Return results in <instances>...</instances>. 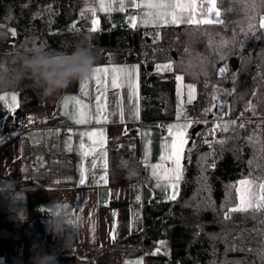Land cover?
Here are the masks:
<instances>
[{
  "label": "trees",
  "instance_id": "obj_1",
  "mask_svg": "<svg viewBox=\"0 0 264 264\" xmlns=\"http://www.w3.org/2000/svg\"><path fill=\"white\" fill-rule=\"evenodd\" d=\"M37 6H45L50 11V23H44L41 17L28 16V11ZM217 6L225 24L201 25L199 28L183 24L165 26L160 28L158 38L151 35V42H148L142 30L131 28L95 33L83 28L69 29L77 0H0V71L8 70L10 57L5 53L12 50H1L10 45L16 50L43 44L44 49L51 52H71L78 41L86 39L96 57L95 65L137 61L138 50L143 45L145 61L141 77H149L141 82L144 121L176 118L175 76L181 72L186 83L196 86V99L186 105L190 117L206 119V127L211 123L209 118L224 113H227L224 117L240 118V123H245V128L238 127L223 145L210 148L208 144L193 141L188 147L191 155L190 159H185L177 199L145 205L144 230L120 243L130 255L144 247L149 248L151 252L145 256V264H264L260 255L264 245V236L261 235L264 233V223H261L264 213H257L255 218L251 213H233L230 220H225L222 207L228 193L232 203H238L235 189L229 187L238 180L259 177L264 181V152H261L260 144L253 145L247 140L255 132L264 142V55L259 51L264 29L258 26L260 18L264 17V9L253 10L252 0H217ZM249 16L256 17L255 37L250 35L241 47V30H247ZM12 29L16 31L14 37ZM233 36L237 37L235 42ZM224 40L228 43L221 46ZM169 62L174 65L171 71L157 72L158 64ZM225 66L227 71L221 77L219 69ZM27 83L6 90L17 92L23 111L46 101L27 87ZM214 88L227 89L231 94L216 93L223 98L224 107L214 108L212 113L203 116V110L212 103L210 97ZM249 102L256 106V115L245 111ZM107 150L110 184L141 180L143 166L133 135L110 138ZM213 151L214 156L211 155ZM213 161L215 168L211 167ZM249 161H253L251 166ZM25 185L0 188V237L21 239L25 243L24 252L6 256L5 264L30 262L35 254L34 244L43 251L40 223L29 214ZM160 241H165L166 246L160 253L153 254ZM233 245L236 250H231ZM75 256L79 257L78 252ZM100 258L99 252L93 263L121 264Z\"/></svg>",
  "mask_w": 264,
  "mask_h": 264
},
{
  "label": "crops",
  "instance_id": "obj_2",
  "mask_svg": "<svg viewBox=\"0 0 264 264\" xmlns=\"http://www.w3.org/2000/svg\"><path fill=\"white\" fill-rule=\"evenodd\" d=\"M93 6L98 9L95 17L90 11H86L87 8ZM114 7L118 8L119 3H116ZM204 7H208L206 0ZM129 9H134V13H128L127 10ZM141 11V9L129 5L123 12H101L99 11V0H77L76 13L69 23V29L83 28L89 30L92 26V19L98 20L99 30H110L117 27L131 28L127 17L138 15ZM153 28V26H140L138 23L137 28L131 29L142 30L144 37L147 38L148 31H152V35H156L157 31H154ZM11 47V45L7 46L1 51L7 52ZM262 49H264V30L262 32ZM111 65L139 66V119L132 118L135 102L129 100L127 87L119 90L109 88L108 90L109 111H116V104L119 102L124 112L123 123L120 122L119 114L111 117V123L99 125L95 121L78 125L69 116L64 115L63 102L66 96L79 97L93 111L95 110L97 92L95 82L91 79L88 82L87 95L81 94L80 81L74 82L57 96L46 98L43 104L36 105L28 111L21 110L16 91L0 93V96L7 97V101L0 100V188L5 187L6 182H10L8 187H20L26 183L29 214L40 223V241L43 246L49 233L46 227L47 217L42 214L45 212L43 207L48 206L53 198L68 201L73 207V212L82 215L87 221L76 233L70 249H63L62 245L58 249L51 247L44 249V253L56 254L58 264H94V257L85 256L79 252L80 246L97 249V254L101 253L100 260L105 262L125 264L126 261L135 262L142 258V264H145L146 255L142 250L130 255L126 252L128 249L120 243L144 230V208L146 204L166 200L164 198L165 191L155 187L156 181L151 178L150 169H146L144 158L147 147L149 162L152 164L159 162L161 144L164 138L168 137L167 125L175 123L176 118L168 121H144L141 115L142 77L140 64L138 61L128 60L95 65V67H110ZM117 92L119 95H116ZM12 94L17 96L19 104L15 112L9 111L6 106V103H11ZM67 111L70 114L74 111L71 102L68 104ZM209 119H211V123L207 127L204 123L206 119H202L200 123H194L188 129L189 140L186 145V152L193 141L199 144H207L205 139L213 140L210 130L217 118ZM224 120H235L237 125L241 122L240 118L234 117H224ZM8 121H12L11 124H8ZM62 121L67 124L66 127L61 126ZM98 128L106 130L107 141L110 138L129 135L136 138L143 166V175L139 182L118 185L108 183L104 186H97L93 182L92 173L94 172L98 176L102 174V168L99 163L95 169L92 168L91 162L94 157L91 155L82 161L76 149L80 141L78 133ZM232 132L234 131L222 132L217 130L215 138L227 140ZM70 135L73 148L71 152L66 150L65 143ZM84 140L86 144L90 143L87 137ZM213 145L219 144L214 143ZM182 163L185 169V160ZM82 164L89 169L86 183L83 186L79 184V170ZM261 180L263 181V179ZM109 192H111V196H109ZM138 195L141 198L139 202L136 200ZM113 211L118 213L115 218L112 216ZM114 221L116 224L115 241L111 238ZM24 250L25 243L23 240L0 237V264H5L6 256L22 254ZM75 252H78L79 257L75 256ZM27 264H31V261Z\"/></svg>",
  "mask_w": 264,
  "mask_h": 264
},
{
  "label": "snow or ice",
  "instance_id": "obj_3",
  "mask_svg": "<svg viewBox=\"0 0 264 264\" xmlns=\"http://www.w3.org/2000/svg\"><path fill=\"white\" fill-rule=\"evenodd\" d=\"M119 3V7L115 8L114 5ZM205 0H99V11L101 12H111V11H125L127 6H132L142 11L138 15L129 16L127 20L131 28H137L138 23L140 26H153L156 28H161L165 26L172 25H189L199 28L201 25H223L225 24V19L221 18V12L217 6V0H206L208 5L207 8L204 7ZM254 10V5H252ZM97 7H89L86 11H90L95 17L97 12ZM83 15V13H82ZM256 17H248V26L245 31L242 29L243 36L239 39V44L244 47V42L249 36L255 37V29L257 25L254 23ZM98 20L92 19L90 32H98ZM259 28L264 29V17L260 18ZM75 27V25H73ZM11 35L16 36L15 29L11 30ZM156 37H159V32H157ZM258 38V37H257ZM237 40L236 36H233V42ZM155 42V41H154ZM209 42L211 43V37ZM35 45V41L33 42ZM228 41L224 40L221 42V46L226 45ZM37 48H44L41 44ZM187 51V50H186ZM221 58L223 56L221 55ZM173 63L169 62L163 65H157V72L160 71H171L173 69ZM191 66V65H190ZM227 71V66L221 67L219 69V74L221 77L225 75ZM205 74H207L205 72ZM94 80L96 85V96H95V110L85 104L79 97L76 96H66L64 98V115L69 116L75 124H89L95 121L96 124H107L111 123V117L119 114L120 122H124V112L120 103L116 104V111H109L108 105V90L109 88L114 90H119L127 87L129 90V100L134 101V108L132 112V118L139 119V66L138 65H111L110 67H94L93 74L90 78L80 81V92L82 95H87V88L89 80ZM176 95H177V106H176V122L167 125L168 137H165L161 144V155L159 157V162L152 164L149 162V150L146 147L144 164L146 169H150L151 178L156 181L155 187L162 188L165 191V198L167 200L175 201L179 196V186L184 176V161L186 158L190 159L191 149L187 150L186 156V145L188 144L189 135L188 129L193 126L194 123H200L198 119H194L188 115L186 108L187 105H191L196 99V86L195 84L189 83L185 85L183 83L184 77L182 75H176ZM235 80V76H233ZM110 81V83H109ZM207 82H205V87H207ZM187 89V100L183 99L184 89ZM234 90V89H233ZM223 91L225 94L230 95L231 92L227 89L221 90L218 88L213 89V94L210 99L212 103L209 107L203 110L202 115L207 116L209 113L213 112L214 108L224 107L223 98L218 96L216 93ZM116 95H119L117 92ZM0 100L7 101V97L0 96ZM71 102L74 107V111L70 114L68 109V104ZM9 111L15 112L16 108L19 107L17 102V96L15 94L11 95V103H6ZM245 111H251L253 115H256V106L249 102ZM243 112L241 115L243 116ZM224 113L217 117V121L214 123L210 134L213 135V140L209 141L205 139V143L211 148L214 143L223 145L226 143L225 139H216L215 133L217 130L222 132H228L229 130L235 131L236 127L245 128V123H240L237 125L235 120H224ZM207 123V121H204ZM259 128L260 126L257 125ZM80 136V141L76 151L79 152L82 161L88 156H93L94 159L91 162L92 168L95 169L98 166L102 168V174L96 175L92 173L93 182L97 186H104L109 183L108 174V152L106 149L107 145V135L104 128H98L91 131H84L78 133ZM87 137L89 142L85 143L84 138ZM250 144H260L261 152H264V142L260 141V137L254 132L251 136L247 137ZM66 143V150L73 151L71 145V135L69 136ZM150 143V141H148ZM195 147V144L192 146ZM207 155V154H206ZM211 155H215L213 151ZM253 161H249L250 166ZM260 165H257L259 167ZM212 168L216 167L215 161L211 164ZM89 173V169L85 168L83 164L79 170V184L81 186L85 185L86 179ZM251 175V174H250ZM260 178L258 177L257 180ZM257 180L253 179H242L237 182V184L229 186L235 189L238 203H232L231 194L228 193V198L222 207L224 210L225 220H230L233 213H251L252 217L255 218L257 213H264V181L257 183ZM169 189L171 190L169 192ZM111 196V192H109ZM140 196L136 197L137 202L140 201ZM83 202V200H82ZM231 204V206H228ZM118 215L117 212L113 211L112 216L115 218ZM264 223V221H261ZM115 221L113 222V231L111 233V238L113 241L116 239L115 233ZM94 230V229H93ZM264 236V233H261ZM242 239V237H241ZM166 246L165 241H160L159 246L155 249L153 254H158L161 248ZM231 250H236V246L233 245ZM261 258L264 260V245H262ZM125 264H142V258L135 262L126 261ZM227 264V262H225Z\"/></svg>",
  "mask_w": 264,
  "mask_h": 264
},
{
  "label": "clouds",
  "instance_id": "obj_4",
  "mask_svg": "<svg viewBox=\"0 0 264 264\" xmlns=\"http://www.w3.org/2000/svg\"><path fill=\"white\" fill-rule=\"evenodd\" d=\"M254 10L264 9V0H252ZM264 55V49L259 50ZM10 57L7 71H0V91L18 88L25 84L42 99L57 96L74 82L88 79L93 74L96 57L87 40L78 41L71 52H51L44 48H20L5 53ZM10 182H6L5 188ZM46 227L54 237L63 238V249H70L73 238L86 219L73 212L72 205L60 198L43 207ZM33 245L31 264H58L55 253L47 254Z\"/></svg>",
  "mask_w": 264,
  "mask_h": 264
},
{
  "label": "built area",
  "instance_id": "obj_5",
  "mask_svg": "<svg viewBox=\"0 0 264 264\" xmlns=\"http://www.w3.org/2000/svg\"><path fill=\"white\" fill-rule=\"evenodd\" d=\"M134 11H135L134 9L127 10L128 13H134ZM152 34H153L152 31H148L147 32V36H149V37ZM10 50H13V47L8 49V51H10ZM143 53H144V46L141 45V47L139 48L138 53H137V57H138L137 61L140 64L141 71H142V65H143V63L145 61V59L143 58ZM11 122L12 121H8V124H11ZM61 126L62 127H66L67 124L64 121H62ZM62 244H63V238L62 237L61 238L54 237L51 234V232L49 231L48 237H47V241L45 242V244L43 246V251L47 247L58 249ZM79 251L82 254H84L85 256H89V257H96V255H97V249L89 247V246H80L79 247ZM142 251L144 252L145 255L151 252V250L149 248H146V247H144L142 249Z\"/></svg>",
  "mask_w": 264,
  "mask_h": 264
},
{
  "label": "rangeland",
  "instance_id": "obj_6",
  "mask_svg": "<svg viewBox=\"0 0 264 264\" xmlns=\"http://www.w3.org/2000/svg\"><path fill=\"white\" fill-rule=\"evenodd\" d=\"M28 16L29 17H41L43 19L44 23H46V22L50 23L52 21V17H51L50 11L45 6H37L34 10H29L28 11ZM68 28H70V27H68ZM71 28H73V27H71ZM119 28H124V27H119ZM153 30L159 32L160 28L158 29V28L154 27ZM176 75H182L183 76V74L181 72H177ZM142 79L147 81L149 79V77L148 76H143ZM183 83L185 85L189 84V83H186L185 80H183ZM196 96H197V92H196ZM176 97H177V95H176ZM183 99L185 101L187 100V89L186 88L184 89ZM249 179L257 180V177H253V178H249ZM238 181H240V180H238ZM261 181L262 180L259 179V180H257V183H259ZM237 182H236V184H237ZM156 191H158V189H156ZM179 193H180V186H179ZM164 201H170V200L166 199Z\"/></svg>",
  "mask_w": 264,
  "mask_h": 264
},
{
  "label": "water",
  "instance_id": "obj_7",
  "mask_svg": "<svg viewBox=\"0 0 264 264\" xmlns=\"http://www.w3.org/2000/svg\"><path fill=\"white\" fill-rule=\"evenodd\" d=\"M146 40L148 41V42H151V38L148 36L147 38H146ZM174 53V55L176 56V54H175V52H173ZM154 79V76L153 77H151V80H153ZM183 254V253H182Z\"/></svg>",
  "mask_w": 264,
  "mask_h": 264
}]
</instances>
